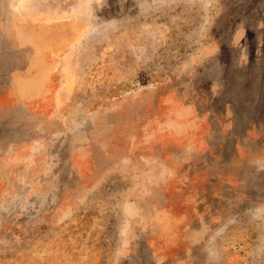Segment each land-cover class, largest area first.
Returning a JSON list of instances; mask_svg holds the SVG:
<instances>
[{"label":"rangeland","instance_id":"rangeland-1","mask_svg":"<svg viewBox=\"0 0 264 264\" xmlns=\"http://www.w3.org/2000/svg\"><path fill=\"white\" fill-rule=\"evenodd\" d=\"M0 264H264V0H0Z\"/></svg>","mask_w":264,"mask_h":264}]
</instances>
